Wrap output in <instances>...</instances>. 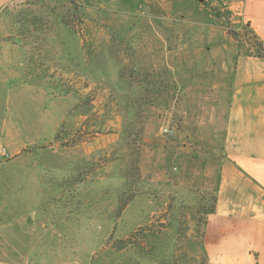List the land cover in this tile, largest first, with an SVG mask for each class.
<instances>
[{
  "label": "rangeland",
  "instance_id": "rangeland-1",
  "mask_svg": "<svg viewBox=\"0 0 264 264\" xmlns=\"http://www.w3.org/2000/svg\"><path fill=\"white\" fill-rule=\"evenodd\" d=\"M234 1L85 0L109 12L93 18L78 13L76 0L61 5L86 56L72 34L71 59H36L65 120L40 153L36 244L44 224L73 233L80 251L95 249L91 264H208L202 235L216 203L224 126V110L212 106L233 86L225 58L234 52L223 48L238 43L244 55L258 42ZM223 196L240 210L251 192L231 185ZM133 234L134 245L112 249Z\"/></svg>",
  "mask_w": 264,
  "mask_h": 264
},
{
  "label": "crops",
  "instance_id": "crops-1",
  "mask_svg": "<svg viewBox=\"0 0 264 264\" xmlns=\"http://www.w3.org/2000/svg\"><path fill=\"white\" fill-rule=\"evenodd\" d=\"M84 1L76 0L78 13L85 18L109 13L87 7ZM129 1L136 7L140 3ZM65 2L0 0V144L10 154L9 159L0 156V264H37L40 256L51 258L49 264H91L96 252L80 251L77 236L67 230L52 231L44 224L38 243L34 240L36 205L41 204L35 194L39 197L40 174L45 170L39 164L40 153L43 146L54 143L65 120L58 114V100L53 103L55 96L45 66L30 64L29 57L60 63L73 57L68 46L72 34H79L69 30L65 15H59ZM234 2L242 23L264 47V0ZM20 10L32 12L49 24V33L41 36L40 47L31 52L17 31L16 15ZM132 16L126 18H141ZM31 44L35 45L33 41ZM225 45V51L234 52L225 58L233 70V86L225 87L224 96L212 106L224 110L217 115L224 126L217 198L205 220L202 248L208 264H264V60L255 52L238 53V43ZM79 48L86 56L81 37ZM211 88L218 89L216 84ZM209 119L213 122L215 116ZM231 185L250 190L247 207L233 210L226 201L222 204Z\"/></svg>",
  "mask_w": 264,
  "mask_h": 264
},
{
  "label": "trees",
  "instance_id": "trees-1",
  "mask_svg": "<svg viewBox=\"0 0 264 264\" xmlns=\"http://www.w3.org/2000/svg\"><path fill=\"white\" fill-rule=\"evenodd\" d=\"M27 12L26 10H20L18 11L17 15H16V20H17V31L20 37H22V40H24V47H28V51L31 52V50L37 49L40 46V39L41 36H43L46 33V29H47V24L45 22H43V20L33 14V13H25ZM66 25L68 26L69 30L75 34H79L80 33L78 31H76L74 29V27L71 25V23L66 19ZM246 29L248 27V25L244 26ZM80 37L83 39V37L80 35ZM34 42L35 45H32L31 42ZM85 45V44H84ZM254 52L256 53L255 55L264 60V47L260 42H257V44L255 45V50ZM33 58L29 57V63L30 64H34V65H40L41 67H44V65L38 64L36 61H32ZM46 69V67H45ZM47 71V70H46ZM138 235L133 234L132 236H129V238L125 239V240H120L118 242L115 243V245L112 247L113 250L116 249V251H122L124 249H126L127 247L134 245V243L136 242V240L138 239ZM116 245H121L119 247H116ZM175 262V261H173ZM188 263V261L186 262V264ZM177 264V263H175Z\"/></svg>",
  "mask_w": 264,
  "mask_h": 264
},
{
  "label": "built area",
  "instance_id": "built-area-1",
  "mask_svg": "<svg viewBox=\"0 0 264 264\" xmlns=\"http://www.w3.org/2000/svg\"><path fill=\"white\" fill-rule=\"evenodd\" d=\"M163 132L167 135V136H172L173 135V130L169 129V128H164ZM0 156H2L4 159H9V155L7 150L0 144Z\"/></svg>",
  "mask_w": 264,
  "mask_h": 264
}]
</instances>
